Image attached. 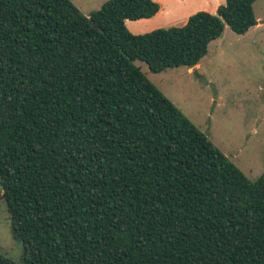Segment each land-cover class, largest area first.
I'll return each mask as SVG.
<instances>
[{"label":"trees","instance_id":"trees-1","mask_svg":"<svg viewBox=\"0 0 264 264\" xmlns=\"http://www.w3.org/2000/svg\"><path fill=\"white\" fill-rule=\"evenodd\" d=\"M256 1L135 34L126 20L156 0L89 15L0 0V185L41 264H264V173L251 180L134 64L195 67L226 25L258 24Z\"/></svg>","mask_w":264,"mask_h":264},{"label":"rangeland","instance_id":"rangeland-1","mask_svg":"<svg viewBox=\"0 0 264 264\" xmlns=\"http://www.w3.org/2000/svg\"><path fill=\"white\" fill-rule=\"evenodd\" d=\"M72 1L89 15L108 0ZM156 1L161 8L158 17L147 23L148 30L135 32V21L127 25L131 32L142 34L160 27L184 25L189 13L205 10L219 0ZM254 10L258 24L245 34H237L226 25L222 36L209 44L208 53L196 69L179 66L155 73L146 62L134 61L253 181L264 173V0H257ZM12 224L0 185V253L16 263L41 264L44 257L30 253V248L14 235Z\"/></svg>","mask_w":264,"mask_h":264},{"label":"crops","instance_id":"crops-1","mask_svg":"<svg viewBox=\"0 0 264 264\" xmlns=\"http://www.w3.org/2000/svg\"><path fill=\"white\" fill-rule=\"evenodd\" d=\"M159 2H164V0H158ZM220 4H222V2L219 0V1H216L215 3H212L211 5H209V7H207L206 9L208 10V11H211V12H214V13H216V11H217V8H218V6L220 5ZM199 8V7H198ZM205 9V10H206ZM198 10H201V9H195L193 12H191V13H189V14H192V13H194V12H196V11H198ZM157 15V14H156ZM153 16V17H151V18H143V19H139V20H130V19H127L126 20V23H127V25L129 24V22H134L135 23V21H138V25H134V29L136 30L135 32H137V33H139V32H143V31H146V30H148V27H147V23L148 22H152L153 21V19H156L158 16ZM154 27V26H153ZM152 27V28H153ZM200 64H197L196 66H199ZM196 66H195V69H196Z\"/></svg>","mask_w":264,"mask_h":264}]
</instances>
